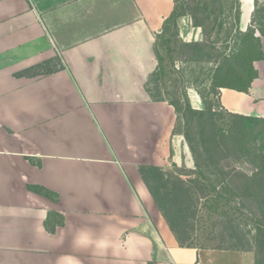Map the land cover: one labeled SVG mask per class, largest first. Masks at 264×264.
I'll use <instances>...</instances> for the list:
<instances>
[{"label": "crops", "instance_id": "crops-1", "mask_svg": "<svg viewBox=\"0 0 264 264\" xmlns=\"http://www.w3.org/2000/svg\"><path fill=\"white\" fill-rule=\"evenodd\" d=\"M175 1L0 0V264H218L217 254H242L180 247L139 171L193 165L174 108L146 90ZM239 3L244 31L254 0ZM178 26L186 41L202 39L186 18ZM37 65L53 70L16 76ZM258 82L247 94L221 89V106L264 118ZM82 229L104 244L78 243Z\"/></svg>", "mask_w": 264, "mask_h": 264}, {"label": "rangeland", "instance_id": "rangeland-1", "mask_svg": "<svg viewBox=\"0 0 264 264\" xmlns=\"http://www.w3.org/2000/svg\"><path fill=\"white\" fill-rule=\"evenodd\" d=\"M234 5L235 0H177L174 19L166 23L167 31L157 45L161 64L156 81L151 85L155 96L177 103L178 117L174 133L183 138L186 136L199 166L197 171L203 173L207 183L216 189V192H220L222 198L230 200L228 207H224L221 202L217 210L199 209L191 220V235L195 237L191 243L205 248L220 245L217 236L222 231L218 221L225 219V216L219 219L222 213L228 212L232 218L237 219L241 232L248 229L243 224L245 219L238 213L242 210L238 211V200L234 195L237 189L244 185L241 174H254L255 167L260 165L255 155L257 151H264V123L230 117L220 108L219 95H213L210 85L211 79L223 74L226 58L239 46L240 37L235 27ZM254 17L255 34L261 41L264 36L257 29L264 33V0H258ZM185 18L193 27L194 22L204 27V33L201 30L202 39L199 41L201 45L197 48L186 46L193 41H186L183 36L186 30L183 29V34L179 29L178 20ZM261 47L264 53L262 44ZM254 68L258 73V83H264V59L256 61ZM185 90L192 94L193 101L196 99L195 94L197 95L200 108L204 106L202 116H188L185 112L181 98ZM237 140H241L240 143ZM184 142L188 147L186 140ZM246 142H249L252 148H248ZM209 153L212 155H208ZM192 154L190 152L192 168L182 166L183 168H179L180 173L186 169L195 170ZM164 171L176 172L172 166ZM157 176L155 172L146 173V182L155 190L158 189ZM247 209L258 216V211L251 202H248ZM212 236H216V240H209ZM249 240L252 245L251 252L217 254L215 262L264 264V245L261 244L264 242V231L261 234H251Z\"/></svg>", "mask_w": 264, "mask_h": 264}, {"label": "trees", "instance_id": "trees-1", "mask_svg": "<svg viewBox=\"0 0 264 264\" xmlns=\"http://www.w3.org/2000/svg\"><path fill=\"white\" fill-rule=\"evenodd\" d=\"M176 4L177 0L175 1V8L173 10V13L169 16V18L165 20L161 33L156 36L155 57L157 66L147 79L146 90L155 101L167 102L174 108L176 114H178L177 103L161 99L158 95L155 96L151 87L152 83L156 81L157 72L160 69L161 64V58L157 51V45L159 40L163 37V34L167 31L166 23L170 22L171 19H174ZM257 8L258 0H254V12L251 18V24L245 31H241L239 29L241 15L240 3L239 0H235L234 21L236 25V32L240 37L238 42L239 46L235 52H233L228 56V58H226L225 66L222 70L223 74L211 79L210 85L212 87L213 95H219L220 108L225 111V113H227L230 117L234 119H248L253 122L264 123V118L230 113L221 106L220 102L221 89H231L247 94L254 80L258 78V73L254 68V63L258 60H263L264 53L262 51L261 41L255 34L256 28L254 27V16ZM176 19L177 17L175 18V20ZM193 25L196 28H200L202 30V33H204V27L200 23L194 22ZM257 30L262 36H264V33L260 29ZM200 45V42H192L190 44H187L186 46L197 48ZM49 64L50 63H47L46 65ZM45 66L37 65L32 69L25 70L19 74H16V76L32 77L40 75L43 72H52L53 69L45 71ZM197 94L199 93L197 92ZM181 98L184 102L185 112H187L188 116L203 115L204 106L200 110L193 109L186 90L181 95ZM233 126H235V124H233ZM236 134L237 133H235V135ZM184 140H186V142L188 143L186 136H184ZM237 141L239 142L241 140ZM246 145L248 146V148H252L249 142H246ZM188 148L192 154V149L189 143ZM208 155L212 154L209 153ZM192 157L194 158V154H192ZM255 157L260 161V165L255 167L256 172L250 176L241 174L244 179V185L237 189V193L234 195L238 200V211L239 209L242 210L241 213H238L245 219L243 221V224L244 226H247L248 229L244 232H241V230H239V221L232 218L228 212L222 213L219 219L224 216L225 219L222 221H218V224L220 225L222 231L220 235L217 236L220 245L211 248L199 247L194 243H191V241L195 240V237L191 235L192 227L190 225V222L195 218L196 213L199 209L216 208L217 210L221 202L224 207H228L230 204V200L222 198L220 192H216V189H214L207 183L208 181L203 173L197 171L199 169L197 160L194 158L195 170L186 169L183 173H180L179 167H177L173 163H171V166L176 170L175 173H165L162 168L151 165H145L139 168L140 174L151 196L155 200L161 215L165 219L170 230L173 232L174 237L180 247L233 252L252 251V245L250 243V240L252 239L249 240L250 235L253 233L261 234L264 231V151H257ZM147 172H155L158 174L157 190L150 188V186L146 182ZM248 202H251V205H254L255 209L258 211L257 217L247 209ZM217 237L212 236L209 238V240H216ZM261 244L264 245V242H262Z\"/></svg>", "mask_w": 264, "mask_h": 264}, {"label": "clouds", "instance_id": "clouds-1", "mask_svg": "<svg viewBox=\"0 0 264 264\" xmlns=\"http://www.w3.org/2000/svg\"><path fill=\"white\" fill-rule=\"evenodd\" d=\"M77 242L85 246L93 245V244L96 246H101L104 244V239L103 237H95L87 229H82L77 235Z\"/></svg>", "mask_w": 264, "mask_h": 264}]
</instances>
